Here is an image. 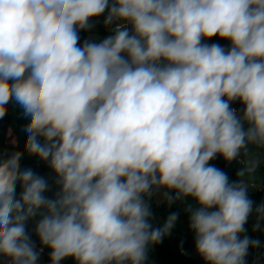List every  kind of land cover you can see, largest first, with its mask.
Segmentation results:
<instances>
[{"label":"clouds","instance_id":"9594fccd","mask_svg":"<svg viewBox=\"0 0 264 264\" xmlns=\"http://www.w3.org/2000/svg\"><path fill=\"white\" fill-rule=\"evenodd\" d=\"M105 12L112 34L80 44ZM10 102L58 190L45 195L22 152L0 154L7 264H38L45 247L51 264H146L178 220L153 227L157 194L196 201L185 211L205 264H246L259 246L242 234L264 205L242 178L259 166L249 147L264 149V0H0V118ZM218 155L244 164L238 182L209 164Z\"/></svg>","mask_w":264,"mask_h":264},{"label":"trees","instance_id":"16d2710c","mask_svg":"<svg viewBox=\"0 0 264 264\" xmlns=\"http://www.w3.org/2000/svg\"><path fill=\"white\" fill-rule=\"evenodd\" d=\"M105 12L104 15H106ZM101 15L99 17L93 18L91 21H95L98 24V31H105L104 22H102ZM84 30L79 32V35ZM205 43L212 44L218 43L221 46L228 48L230 47V41L223 40L218 37H213L210 40L204 41ZM15 104V120L13 117V105ZM233 107H244L239 101H235L230 105ZM6 115L3 118H0V154L4 156H10L13 152L20 151L23 153L20 159V166L22 169L31 168L37 174L44 176L49 181L50 190L45 193L46 196L52 198L55 192L58 190V187L55 185V175L52 173L48 165L40 161L35 156H29L24 151V141L26 139V133L23 130V126L27 123V118L22 116V109L15 102H10L7 106ZM241 157L244 158L243 153ZM216 162L221 166L222 170L225 171L230 177H237L238 171H240L244 164L240 163L239 160H234L232 162L226 161L222 156H217L215 158ZM264 168V164L262 165ZM20 188L17 186V194H19ZM249 198L253 201L254 208L256 206L262 205L264 201V190L263 191H248ZM151 211L153 216L151 218V223L153 227H161L160 217L166 219L171 213H177L178 218L189 217V213L183 210L177 203L169 204L167 202L159 204L154 200L150 201ZM257 216L255 212L249 217L248 222L245 225V232L243 235L249 236L251 239L254 236L255 231L253 226L257 223ZM260 230L262 231L261 221ZM35 221L30 220L27 222L26 230L30 234L32 241L36 246L41 247L38 237L34 233ZM176 242L181 244L182 248H185L188 252H191V247L186 241H178L172 238V235H166L162 238V241L158 244H154L148 250V258L146 264H150V259L153 260L156 264H205V261L201 257H196L193 254L182 253L180 249L175 250L172 247V243ZM50 249L44 248L42 252V257L39 259L38 264H51L50 260ZM255 253L258 255L261 264H264V246L259 245L255 248H250L248 254L245 258L246 264H252ZM60 264H76L74 258H65L60 262Z\"/></svg>","mask_w":264,"mask_h":264},{"label":"rangeland","instance_id":"374dc122","mask_svg":"<svg viewBox=\"0 0 264 264\" xmlns=\"http://www.w3.org/2000/svg\"><path fill=\"white\" fill-rule=\"evenodd\" d=\"M106 15L102 17V22H104V18ZM91 24L94 25L90 30L88 31H83L79 36H80V44H83L84 40L86 39H92L96 38V41L99 42V40L105 38L106 36L112 34L110 31L111 26L106 27L105 26V31L100 32L98 31V24L95 21H90ZM244 107H239V114L242 113ZM13 117L12 119L15 120V104L13 105ZM249 151L252 152L253 154L258 153V159H259V166L257 167L256 171L250 175H246L242 179L249 185V190L248 191H255L256 189L254 187H251L250 184L256 183L257 185L264 184V168L262 166V161L264 159V149H259L256 148L255 146H250ZM209 164L214 165L215 167L219 168L222 170L221 166L216 162L215 158L211 161H209ZM223 171V170H222ZM225 172V171H224ZM226 173V172H225ZM227 174V173H226ZM228 175V174H227ZM229 177L230 182H238L240 180V177ZM151 200H154L155 202L159 204H163L166 201L163 199V196L160 194H157L154 196ZM150 200V201H151ZM178 204L183 210L188 205H191L193 207H196V201H194L191 197L185 198L184 201H176L173 204ZM262 205H264V201L262 202ZM166 219L160 217L159 221L161 224V227L163 223L165 222ZM261 227L262 231L260 233V239L264 240V220L261 221ZM247 232V230H246ZM172 238L178 240V241H186L189 246L191 247V252L194 256L200 257L195 250V240H194V233L190 230L189 228V217L186 218H178L174 228L171 231ZM243 235V234H242ZM153 246V245H152ZM150 246V247H152ZM37 250L40 249V247L36 246ZM42 257V253L40 254L39 259ZM0 264H7V258L0 256ZM150 264H156L153 260L150 259Z\"/></svg>","mask_w":264,"mask_h":264},{"label":"built area","instance_id":"2783aa9c","mask_svg":"<svg viewBox=\"0 0 264 264\" xmlns=\"http://www.w3.org/2000/svg\"><path fill=\"white\" fill-rule=\"evenodd\" d=\"M237 110V113L239 114V107H233ZM240 159H244L243 157H241ZM251 187H254L256 189V191H263L264 190V184H261V185H257L256 183H251L250 184ZM260 233H261V230L260 228L258 230H255V233H254V236L252 237L253 240H258L260 242L259 245L261 246H264V240H261L260 239ZM180 252L182 253H187L188 251L185 249V248H182L180 246ZM189 254H192V252H188ZM252 264H261V261L258 257V255L255 253L254 255V258H253V262Z\"/></svg>","mask_w":264,"mask_h":264},{"label":"water","instance_id":"95a60500","mask_svg":"<svg viewBox=\"0 0 264 264\" xmlns=\"http://www.w3.org/2000/svg\"><path fill=\"white\" fill-rule=\"evenodd\" d=\"M262 162L264 163V159H263ZM180 246H181V244H179V243H176V242H173V243H172V247H173V249H175V250H178V249L180 248Z\"/></svg>","mask_w":264,"mask_h":264},{"label":"crops","instance_id":"0c3cea01","mask_svg":"<svg viewBox=\"0 0 264 264\" xmlns=\"http://www.w3.org/2000/svg\"><path fill=\"white\" fill-rule=\"evenodd\" d=\"M244 159H247V157H244ZM264 163L262 162V165H263Z\"/></svg>","mask_w":264,"mask_h":264}]
</instances>
